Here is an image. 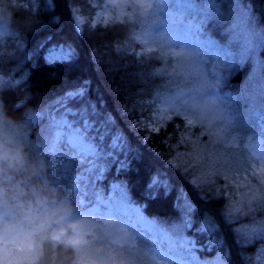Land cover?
<instances>
[{"label":"snow or ice","instance_id":"6c2138e0","mask_svg":"<svg viewBox=\"0 0 264 264\" xmlns=\"http://www.w3.org/2000/svg\"><path fill=\"white\" fill-rule=\"evenodd\" d=\"M29 2L35 5L36 0ZM165 2L167 0H157L160 6L158 10L163 11L162 6ZM87 3L92 9L87 14V20L83 19L85 14L82 10L79 16H73L78 36L84 35L85 27L91 30L97 28V24L92 21L100 4L97 0H87ZM176 5L180 11L167 12L170 22L174 24L180 23L184 11L193 7L192 0H176ZM109 6L118 5L109 0ZM136 7L144 10L151 9L152 5L141 3ZM140 14L144 15V12L141 11ZM104 20L103 30L110 33L116 32L117 25H123L130 19H114L111 28L108 18L105 17ZM195 30L196 25L189 23L181 37L174 29L167 43L175 45L182 38L187 40L190 33ZM44 33L36 39L31 55H27L25 59L42 62L48 69L50 79L60 84L54 93L39 96L37 92L33 99L34 104L38 101V109L33 113V119L39 122V134L45 137V149L57 170L58 178L70 181L90 205L96 206L94 210L103 208L107 215L124 218L137 236L151 241L152 251L167 261V264H236L232 259L233 253L225 247L222 225L228 226L232 233L238 264H264V196L252 199L245 196L244 200L237 201V191L244 194L247 188L248 195H252L255 190L251 189V185L245 183L241 187L236 176L229 177L227 173L222 172L218 164L211 162L209 156H204L203 159L199 155L191 156L187 141L177 132L179 128H183V124L177 125L174 122L180 119L176 104L170 103L166 106L169 118L165 121L162 110L144 99L143 85L150 79L167 78L168 85L174 87L176 82L173 78L177 75L176 70L171 73L168 71L171 66L170 60L165 65L159 56L151 55L155 51L149 46L150 39H155L151 33L147 30L136 33L135 48L129 49L127 41L120 43L115 37L105 43L104 47L111 48L110 56L114 57L109 60L108 72L130 75L139 86L132 94L125 92L119 85L112 90L116 97H120L122 93L125 96L123 104L117 106L121 120L125 122L127 128L133 131L139 128L143 131L145 142L154 137L159 138L160 143L167 148V155L176 160V164L173 165L169 159L166 168L143 164L144 158L140 147L128 136L125 128L121 127L112 110L103 101V97L94 95L91 81L72 77L61 79L64 76L63 69L78 61L79 51L74 42L70 43L68 39L60 38L62 27L55 13L48 20ZM10 35L18 37V34ZM21 45L22 43H19L14 46L20 48ZM4 47L3 41H0V64L3 63ZM185 49L186 52H177L175 55L190 62L187 79H184L183 74L180 75L184 84L174 87L173 99L184 101L185 97H190L201 111L211 105L216 126L226 137L227 126L214 100L198 99L211 87L206 69L197 59L199 52ZM153 60L157 63H151ZM130 67H135L136 70L129 73ZM28 76L29 73L24 72L21 79H27ZM13 82L20 83L19 80ZM187 123L192 126V120H187ZM181 147L188 152L187 158L179 152ZM230 148L227 139L218 141L215 155L226 156ZM137 161L141 163L137 164ZM227 167L230 171L239 172L230 165ZM130 173L135 174L134 196L144 202L142 206L132 202L128 179ZM209 173L211 179L208 178ZM174 177H179L183 184H178ZM229 179L232 183H229ZM217 182L223 184L219 194L215 187ZM225 191L230 193L228 197L224 196ZM133 192L132 188L131 193ZM157 199L166 200L176 214L178 222L171 228L162 227L154 218L149 220L143 215L142 208H146L148 203ZM213 201L222 203L216 208L205 206L211 205ZM213 251L215 254L210 258L207 256L201 258V253L210 254Z\"/></svg>","mask_w":264,"mask_h":264},{"label":"trees","instance_id":"16d2710c","mask_svg":"<svg viewBox=\"0 0 264 264\" xmlns=\"http://www.w3.org/2000/svg\"><path fill=\"white\" fill-rule=\"evenodd\" d=\"M192 4L189 17L200 26L201 36L209 42L207 45L209 49L213 50L219 47V49L224 50L225 44L232 40L242 42L239 35L246 31L262 46L257 56V58H261L262 62L260 60L257 62L262 63L261 68L264 69V0H192ZM76 5H80L84 13L92 11L87 0H36L35 5L29 0H0V13L4 14L6 20V34L0 39L5 45L3 63L0 64V81L4 82L0 83V115L4 117V127L9 130L13 146L19 149L24 160L23 166L11 174H0V176H7L6 184L10 194L8 204L12 203L11 208H14L12 198L15 196H23L25 200H34L38 193L51 196L52 194H50L49 187L45 182L47 180L60 186L59 194H63L69 184V181L58 178L57 170L53 167L51 157L45 149V137L39 134V122L33 119V113L38 109V101L36 104L33 103L37 92H39V96H43L44 93H54L59 89L60 84L50 79L48 69L43 66L42 62L25 59L27 55H31V49L36 39L45 34L48 20L53 16V13L61 23L60 38L68 39L70 43L74 42L79 51L78 61L63 69L64 76L61 79L66 80L68 77H72L91 81L94 95L103 97V101L112 110L121 127L125 128L128 136L140 147L144 165L166 168L169 159L173 165L176 164V160L167 155V148L160 143L158 137L145 142L144 132L139 128L135 131L127 128L117 110V106L123 104L125 96L122 93L120 97H116L112 92L114 87L119 85L125 92L132 94L137 91L139 86L130 75L108 72L109 60L114 59V57L110 56L111 48H106L104 45L114 37L120 43L133 42L134 25L125 22L123 25L116 26V32L110 33L103 30L104 26H97L95 30L85 27L84 35L78 36L73 24V8ZM111 27L112 23L109 24V28ZM10 34H18V37ZM246 40L249 39L245 38L241 46L249 45L247 42L245 44ZM19 43H22L20 48L14 46ZM229 49L236 53L240 52L239 48ZM151 55L163 59L159 53L155 52ZM253 58L254 54L248 56V60ZM151 63L155 64L157 61L153 60ZM249 64V61L245 63L248 67ZM135 70V67H130L128 72L131 73ZM24 72L29 73L27 79H21ZM243 76H245L244 71L232 78L227 73L221 79V89L227 91L231 89L232 85L237 86L242 82ZM17 80L20 81L19 84L13 82ZM166 83L167 78L150 79L143 85L144 99L149 102L157 96V93L161 94L168 91L169 87L166 86ZM231 111L236 117L244 116V118L241 117L245 128L244 137L237 142V145H244L245 139L248 140V137L254 135L262 127L261 124H264V107L258 105L256 108L243 110L236 102L231 106ZM174 122L178 121L175 120ZM169 130L171 131V125H169ZM179 136L187 141L188 152L191 153L192 157L199 155L203 159L204 156H209L211 162L218 164L222 172L227 173L229 177L236 176L240 186L251 182L257 185V193L254 197L264 196V191H261L264 189V174L250 176L252 166L260 163L264 167V160L251 157L249 162L244 165L243 161L246 157H240L237 160L229 159L224 162L223 156L217 157L205 151L204 147L214 142L215 135L206 132L204 126L202 130L201 125H195L188 129L184 136ZM170 139H174V137H170ZM173 147L175 149V145ZM179 152L183 153L186 158L188 157V152L185 151L184 147H181ZM136 163L140 164L141 162L137 161ZM229 165L239 172L230 171L227 167ZM135 167L136 164L133 165V168ZM174 178L178 184H183L179 177ZM208 178L211 179L210 173ZM128 179L130 180L129 192L132 202L143 205L144 202L134 196L136 189L135 174L130 173ZM229 183H232L231 179H229ZM215 187L217 194H219L223 184L217 182ZM132 188L133 194L131 193ZM189 191L191 190L189 189ZM248 193L247 188H245L244 194L237 191V201L244 200V195L252 199ZM79 195V191L72 192L71 198L75 200ZM229 195L228 191L224 192L225 197ZM221 203V201H213L211 205L205 206L216 208ZM234 203L236 202L234 201ZM236 206L239 207V204L236 203ZM144 212L150 219L154 218L156 223L162 227L171 228L174 223L178 222L175 212L164 199H157L148 203ZM222 232L225 247L233 253L232 259L238 264L235 256L237 249L233 243V236L229 227L222 225ZM37 239L40 240V244L36 249L27 251L13 247L9 249V264H157L149 259V248L153 246L151 241L141 237H139L138 243L139 246L147 249L146 255L131 257L127 262H119L109 257L105 258L106 251L116 247L106 243L102 235L91 237L83 246L58 240L53 237L50 230L38 231ZM251 250L249 249V251ZM214 254L215 251L210 254L201 253V258L206 256L210 258ZM0 264H3L2 255H0Z\"/></svg>","mask_w":264,"mask_h":264},{"label":"rangeland","instance_id":"374dc122","mask_svg":"<svg viewBox=\"0 0 264 264\" xmlns=\"http://www.w3.org/2000/svg\"><path fill=\"white\" fill-rule=\"evenodd\" d=\"M97 3L100 6L96 8L97 15L93 17L92 21L97 26H104L105 17L108 18L109 24L114 19H130L126 20V22L134 25V34L132 35L133 42H128L129 49L136 46L137 41L134 38L136 33L139 34L144 30L151 33V36L155 38L150 39L149 46L155 49L152 53H159L165 65L168 64L169 60L171 61V66L168 69L169 73L173 70L177 72V75L173 78L176 82L173 85L174 87L184 84V80L180 78V75L183 74L184 79H187V69L190 63L184 60L183 57H177L175 53L186 52L187 49L185 48L199 52L197 59L205 67L211 87L204 96L198 97V99L214 100L216 108L227 126L226 137L222 135L216 126L214 109L211 105L206 110L201 111L197 107L196 102L190 97H185L184 101H177L173 99L175 97V88L166 83L169 90L157 95L149 103H153L156 108L162 110L165 121L169 118L168 107L166 106L170 103L178 106L177 111L180 113V119H176L178 121L176 124H183V128L177 130L178 135L184 136L188 129L195 125H201L205 127L206 132L215 135L214 142L204 147L205 151L212 153V155H215L217 139L228 140L231 148L228 150V155L221 154L224 157V162L229 159L237 160L240 157H246L243 161L244 165L249 162L251 157L264 160V124H261L262 127L254 135L248 137V140L245 139L244 145H237V142L244 137V122L241 121L244 116H241L242 118L240 116L236 117L231 111V106L236 102L243 110L253 109L258 105L264 107V69L261 68L262 63L257 62V60L261 61V58H257L262 48L260 42L245 31L239 37L242 42H244L245 38H248L249 40H246L245 44L247 42L249 45L241 46L242 42L232 40L230 41L232 42L231 44L230 42L225 44L224 50L219 49V47L211 50L207 47L209 42L201 36L202 30L200 26L189 17L190 10L184 11L183 19L180 23L174 24L170 22L167 12L180 11L176 5V0H167L162 6L163 11L158 10L160 6L157 4V0H112L113 4L118 5L115 7L109 6V0H104V3L103 0H97ZM141 3L151 4L152 8L141 10L136 7V5ZM128 5L132 7L129 8ZM80 10H82V7L76 5L73 8V16H79ZM141 11L144 12V15L140 14ZM134 13L135 15H133ZM84 14L83 19L87 20L88 13ZM5 21L4 14L0 13V39L6 34ZM189 23L196 25V30L190 33L189 38L187 40L182 38L175 45H169L167 39L172 31L176 29L183 37ZM77 26H80L79 21ZM228 48H239L240 52L236 53ZM139 50L137 49V51ZM237 54L240 55L237 56ZM251 54H254V58L248 60V56ZM247 61L250 63L249 67L245 65ZM241 71L245 73V76L242 77V82L237 86L232 85L231 89L227 91H223L220 80L225 77V73H228L230 78H232ZM189 119L192 120L191 127L187 123ZM262 167V165H253L250 176L263 175ZM45 182L47 187H49L48 190H50L51 196L38 193L34 200H25L23 196H15L12 198L14 208L10 207L12 203L8 204L7 216L3 215L5 208L3 204H0V226L3 225L4 221H7L21 231L28 229H36L37 232L50 230L54 238L77 246L86 245L91 237L102 235L106 243L116 247L112 250H107L108 256L105 255V258L109 257L119 262H127L131 257L146 255L147 249L139 246V236L136 235L134 229L124 218L116 215H107L103 208L94 210L96 206L94 204L90 205L81 194L73 200L71 193L78 190L70 181L63 194H59V185H54L49 180ZM250 185L251 189L255 190L251 195V198H253L257 193V185L252 184V182ZM241 187H243L242 184ZM245 196L243 197L244 199ZM143 215L149 219L144 212ZM61 229L65 230L61 231L60 235H57L56 233ZM11 248L10 246L8 250ZM152 248L153 246L149 248V259H152L157 264H167V261L153 252Z\"/></svg>","mask_w":264,"mask_h":264},{"label":"clouds","instance_id":"9594fccd","mask_svg":"<svg viewBox=\"0 0 264 264\" xmlns=\"http://www.w3.org/2000/svg\"><path fill=\"white\" fill-rule=\"evenodd\" d=\"M24 164L22 154L19 149L13 146L12 137L8 128L4 127V117L0 115V174H11V172L21 168ZM7 176H0V204H3L4 216L8 215L7 207L9 201V191L6 184ZM61 229L56 234L60 235ZM36 229L21 231L14 225L4 221L0 226V255L3 258V264H9L8 248L21 249L27 251L39 247L40 240L37 239Z\"/></svg>","mask_w":264,"mask_h":264}]
</instances>
